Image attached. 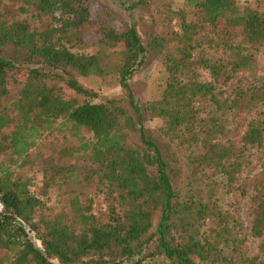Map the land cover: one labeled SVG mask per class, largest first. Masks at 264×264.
<instances>
[{
	"label": "trees",
	"instance_id": "1",
	"mask_svg": "<svg viewBox=\"0 0 264 264\" xmlns=\"http://www.w3.org/2000/svg\"><path fill=\"white\" fill-rule=\"evenodd\" d=\"M18 1L21 11L32 7L52 23L38 31L0 16L1 262L264 264L262 158L253 174L237 179L253 150L264 147V80L236 86L231 97L218 90L256 69L264 0L256 7L184 0L178 9L171 0L118 1L127 20L106 8L93 19L87 0ZM138 7L150 11L143 35L132 17ZM187 8L223 33H204ZM89 27L99 38L84 52ZM233 29L248 48L231 41ZM150 60L161 63V81L141 100L130 80ZM11 70L23 76L15 93ZM89 75L116 82L121 95L94 101L97 93L78 79ZM242 114L246 124L232 139L229 118ZM151 119L160 125L148 127ZM33 167L40 195L31 191ZM90 190L107 202L104 219L92 212L91 197L81 199ZM223 191L243 200L244 219ZM248 237L260 239L258 254L245 251Z\"/></svg>",
	"mask_w": 264,
	"mask_h": 264
},
{
	"label": "rangeland",
	"instance_id": "2",
	"mask_svg": "<svg viewBox=\"0 0 264 264\" xmlns=\"http://www.w3.org/2000/svg\"><path fill=\"white\" fill-rule=\"evenodd\" d=\"M118 1L122 0H87V5L89 7L91 17L95 19L100 11L104 8L109 9L116 14H118L121 18L127 20L129 18L128 12L123 9V7L119 4ZM125 1V0H123ZM172 6L176 9L182 8L184 5V0H171ZM240 5L248 4L250 6L256 7L259 6L260 2L258 0H238ZM21 3L18 0H6L2 4H0V16L6 20H13V19H23L26 20L32 28L40 31L48 26L51 25L52 21L50 17L42 14L41 12L35 10L34 8H29L27 11H21L19 7ZM190 12L191 9L187 8ZM133 20L136 22L137 27L140 30L141 35L147 31L149 26V19H150V11L145 7H138L133 11ZM191 18L193 22L200 26L204 27L203 32L207 33L208 31L217 33H223L220 31L221 25L216 27L209 26L202 22L201 13L197 9H193L191 11ZM177 20L173 21V26L176 27ZM231 37V41L235 44H240L242 47L248 48L249 44L246 42L244 36L238 29H233L228 32ZM208 34V33H207ZM210 35V34H209ZM83 38L87 41V46L83 47L82 51L90 52L95 48L94 43L98 40L99 34L91 27L87 28L84 31ZM118 47H114L110 51V56L112 59L116 60L117 50ZM198 51L195 50V54ZM256 59V69L254 72H239L229 81L224 84V87L218 88L220 91V97H231L233 90L236 86L242 85L245 86L250 83L259 84L261 81L264 80V46L260 47L254 53ZM162 76V65L159 61L150 60L145 65V68L139 71L137 74L133 76L130 80V84L132 89L134 90L137 97L141 100H147L152 97L155 93V87L157 83L161 81ZM23 76L19 74L15 70H11L8 73V86L12 93H15L19 90L21 86V80ZM78 79L88 88H91L97 93V97L94 101L98 102L107 98L119 97L121 95V88L120 86L114 81H107L103 78L89 75V76H79ZM247 114V113H246ZM249 115L242 114L241 116H236V118H229V129L230 132L228 134L229 137L232 139H238L240 133L243 131L244 126L246 124V118ZM160 119H151L147 122L148 127L155 128L160 125ZM60 136L57 135H47V139L51 141H61L58 140ZM262 158L264 161V147L261 150H253V155L251 158V164L244 166L240 173L237 174V179L240 181L245 177L250 176L259 168V160ZM36 167H33L29 172L28 176L32 180L31 191L36 194L40 195V186L42 184V177L41 173ZM150 170H153L150 167ZM218 174V173H216ZM237 181L234 185H237L239 182ZM43 202L47 206H53L55 204V200L53 196H40ZM88 197L92 198V212L101 219H104L107 215V202L104 199L102 194L92 192V190L87 191L81 199L84 201L88 199ZM222 199L224 202L231 203L233 205V210L235 211L236 215L239 214L241 218L244 219V210H243V200L241 198L234 197L231 193L222 192L221 194ZM31 239L37 246H41L39 240L34 237V234L31 232L30 234ZM260 244V239H255L248 237L247 241L244 243L245 251L249 255H256L259 253L258 246ZM3 251L0 250V254ZM2 255V254H1ZM0 255V257H1ZM0 264H5L1 262Z\"/></svg>",
	"mask_w": 264,
	"mask_h": 264
},
{
	"label": "built area",
	"instance_id": "3",
	"mask_svg": "<svg viewBox=\"0 0 264 264\" xmlns=\"http://www.w3.org/2000/svg\"><path fill=\"white\" fill-rule=\"evenodd\" d=\"M4 205L3 202L0 200V214L3 212Z\"/></svg>",
	"mask_w": 264,
	"mask_h": 264
}]
</instances>
